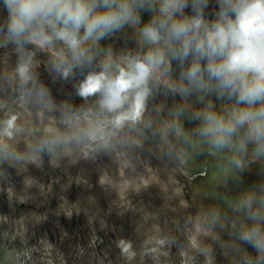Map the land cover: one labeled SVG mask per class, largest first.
Segmentation results:
<instances>
[{
  "label": "clouds",
  "instance_id": "1",
  "mask_svg": "<svg viewBox=\"0 0 264 264\" xmlns=\"http://www.w3.org/2000/svg\"><path fill=\"white\" fill-rule=\"evenodd\" d=\"M2 3L8 15L0 23V42L17 54L15 84L25 98L55 107L38 79L33 49L53 51L48 65L53 82L75 79L78 72L83 76L74 85L75 94L94 100L99 119L92 130L70 137L71 142L100 139L108 147L107 137L126 127L151 131L155 121L149 117V101L178 96L181 103L169 109L171 120L165 122L164 130L172 137L166 155L177 163L205 152L224 156L229 168L225 181L238 179L251 163L264 165V0H215L211 18L210 0ZM142 13L150 14L146 22ZM126 28L134 30V48L119 55L102 48L101 41ZM62 108L70 122L73 107ZM185 119L198 123L188 130ZM7 127H15V117ZM64 143L48 138L33 151L52 153ZM8 156L7 146L0 147V157ZM224 199L228 211L209 209L207 226L227 230L230 248L238 253L236 264H264V182ZM121 245L124 252L129 250L130 245Z\"/></svg>",
  "mask_w": 264,
  "mask_h": 264
},
{
  "label": "bare ground",
  "instance_id": "2",
  "mask_svg": "<svg viewBox=\"0 0 264 264\" xmlns=\"http://www.w3.org/2000/svg\"><path fill=\"white\" fill-rule=\"evenodd\" d=\"M8 63L0 65V76L7 73ZM3 82L0 78V88ZM29 107L30 116L24 109L15 112L14 137L7 133L0 142L9 152L8 158L0 157V210L6 211L7 199L24 206L15 230L41 253V264L216 260L218 233L206 223L208 210L218 209L215 184L210 183L205 197L202 190L184 185L190 175L187 159L177 163L166 155L172 137L165 124H157L162 133L157 141L142 126L126 127L108 136L105 147L99 139L70 141L92 130L94 117L88 122L87 114L76 111L70 122L65 116L55 121L50 113ZM53 137L64 140L60 150L33 151ZM38 210L45 214L37 217ZM122 241L130 245L127 252Z\"/></svg>",
  "mask_w": 264,
  "mask_h": 264
},
{
  "label": "rangeland",
  "instance_id": "3",
  "mask_svg": "<svg viewBox=\"0 0 264 264\" xmlns=\"http://www.w3.org/2000/svg\"><path fill=\"white\" fill-rule=\"evenodd\" d=\"M216 7L217 5L215 3V0H210L209 8L207 9L209 18H211L210 14L215 11ZM186 12L187 14H191V9H186ZM7 15V10L4 8L2 0H0V23L6 21ZM149 18V13H142V22H146ZM133 33L134 30L132 28H126L122 32L115 34L113 37L101 41V46L102 48H111L114 55H119L123 50L134 48L136 46ZM33 51H35V59L38 64V67L36 69V72L38 73V79L40 83L49 90L55 107L47 108L43 105L34 103L31 99L24 97L23 93L16 87L15 84L17 54L13 46L5 45L0 42V65L8 61L10 62L8 63L9 69L7 73H5L8 76L5 74L0 76V78L4 81L3 83L6 82L5 84H8H4L3 88H0V142H2L3 136L7 133L9 137H14V128L8 130L6 123L10 118L16 116L15 112L19 109H24L25 113H27V115L29 114L28 116H30V111L27 110V107L29 106V108H38L41 111L50 113L51 116H54L52 119L55 121L56 119L61 120V117L65 116L62 108V106L65 104L71 105L74 109L73 113L68 114L69 117H72L76 111H80L88 115V122H91V117H94L97 120L99 119L96 114L94 100L90 98L89 100L85 101L75 94L74 85L79 80L83 79V76L78 72L75 79H69L67 81L56 79L55 82H53L48 72V65L53 57V51L46 49H33ZM12 92H14V94ZM213 99L215 101L214 97ZM215 102L219 107L220 102ZM178 103H181V100L178 96L165 97L164 95H159L155 99L149 101V117L155 121V124L151 131H147L148 138L151 137V139L153 138L155 141L160 138V135L162 133L160 132L159 126L157 124H165L166 121L171 120L169 109H171L174 104ZM159 105H164L165 107L162 108L159 112L154 111V109ZM20 118L22 117L20 116ZM197 123L198 122H189L185 119L184 127L188 130H191L196 126ZM7 130L10 132H8ZM100 142L105 143V141L103 140H100ZM185 159H187V166L190 169V175L184 181V185H190L192 188L199 191L202 190V193L205 197L209 193L208 188L210 186V183L215 184L212 195L217 201L218 209L221 210V212L228 211L227 204L225 203L224 198L231 200L246 189L264 182V165H262L260 162L251 163L248 169L240 174L238 179H229L225 181L224 177L229 172L226 157L208 154L205 152L199 155H189L185 157ZM11 200L7 199V202L5 204L6 211L0 210V264H41V260L38 259L40 258L39 256L41 253L32 248L31 242L26 240L25 237H20V235L17 234L15 230L17 220L20 217L21 209L24 208V206H19L17 202H13V200ZM8 208H13V210L10 212ZM35 214L37 215V217H41L45 214V212L43 210H38ZM229 215L231 216L232 213L229 212ZM26 232L28 231L26 230ZM216 232L218 233H216L218 239V254L216 260L214 258V261L212 263L209 259H207L208 264H236L238 253L230 248L232 241L230 240L227 230L222 231L217 228ZM43 234L45 237H47L48 235L46 231H44ZM63 243L65 242L63 241ZM241 246L246 249L252 256L257 255L256 250L251 246L247 244H242Z\"/></svg>",
  "mask_w": 264,
  "mask_h": 264
}]
</instances>
